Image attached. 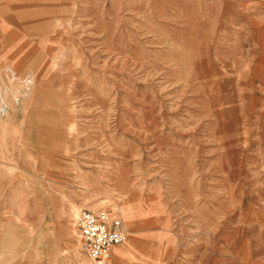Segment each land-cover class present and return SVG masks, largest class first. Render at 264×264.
<instances>
[{
  "label": "rangeland",
  "instance_id": "1",
  "mask_svg": "<svg viewBox=\"0 0 264 264\" xmlns=\"http://www.w3.org/2000/svg\"><path fill=\"white\" fill-rule=\"evenodd\" d=\"M0 108V264H264V0H0Z\"/></svg>",
  "mask_w": 264,
  "mask_h": 264
},
{
  "label": "built area",
  "instance_id": "2",
  "mask_svg": "<svg viewBox=\"0 0 264 264\" xmlns=\"http://www.w3.org/2000/svg\"><path fill=\"white\" fill-rule=\"evenodd\" d=\"M77 227L84 254L95 262L109 258L111 249L124 241L123 223L110 211L84 212Z\"/></svg>",
  "mask_w": 264,
  "mask_h": 264
},
{
  "label": "bare ground",
  "instance_id": "3",
  "mask_svg": "<svg viewBox=\"0 0 264 264\" xmlns=\"http://www.w3.org/2000/svg\"><path fill=\"white\" fill-rule=\"evenodd\" d=\"M20 91V90H19ZM20 96V95H18ZM24 98V97H23ZM5 105V104H4ZM7 106V105H6ZM5 109V107H4ZM0 110H3L0 108ZM104 199L100 200L99 201V206H102L104 205V203H108L109 206H112L113 209L112 210H115L116 212L118 211L119 213V218H121V220L124 222L125 220V212H124V203H125V199L121 197H118L116 194H113V193H105L104 195ZM106 199H108L106 201ZM68 201V200H67ZM69 217L71 219H76L78 216H79V212H80V208H78L76 205H74L73 203L69 204ZM91 209H93L92 207H90ZM98 208V207H96ZM109 210V208H108ZM114 215V214H113ZM76 227H77V219H76ZM126 226V224H125ZM75 228V227H74ZM127 228V227H126ZM73 235L74 238L78 239V234L77 232H73ZM75 239V240H76ZM121 245V244H120ZM119 246V245H117ZM80 245L77 244L76 246V249L78 253H75L74 254V257H75V264H112L111 260L109 258H104L103 260H101L100 262H95L94 260H92L91 258H88L87 256L83 255L82 253H79L78 249H79ZM116 247V246H115ZM116 248H112L111 251H110V254L112 253L113 256L115 257V259H119V256H124V257H128V256H132V243L130 240H127L125 242H123V245H121V247H119L118 249Z\"/></svg>",
  "mask_w": 264,
  "mask_h": 264
},
{
  "label": "crops",
  "instance_id": "4",
  "mask_svg": "<svg viewBox=\"0 0 264 264\" xmlns=\"http://www.w3.org/2000/svg\"><path fill=\"white\" fill-rule=\"evenodd\" d=\"M189 247H191V248H194L195 246H193L192 244H189ZM218 256H220V258H219V260L220 261H223L224 259H223V257H224V254H219ZM198 260V258H197V253H196V251H193L190 255H189V264H197V261ZM203 264H212V261H209V260H206L205 261V256H204V262H203Z\"/></svg>",
  "mask_w": 264,
  "mask_h": 264
}]
</instances>
